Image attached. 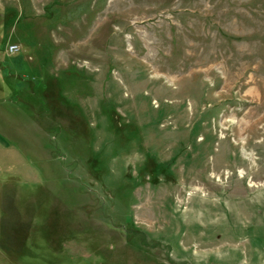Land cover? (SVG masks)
I'll return each mask as SVG.
<instances>
[{
    "label": "rangeland",
    "instance_id": "1",
    "mask_svg": "<svg viewBox=\"0 0 264 264\" xmlns=\"http://www.w3.org/2000/svg\"><path fill=\"white\" fill-rule=\"evenodd\" d=\"M0 264H264V0H0Z\"/></svg>",
    "mask_w": 264,
    "mask_h": 264
},
{
    "label": "built area",
    "instance_id": "2",
    "mask_svg": "<svg viewBox=\"0 0 264 264\" xmlns=\"http://www.w3.org/2000/svg\"><path fill=\"white\" fill-rule=\"evenodd\" d=\"M13 48H16V45L15 44L9 45V50H11Z\"/></svg>",
    "mask_w": 264,
    "mask_h": 264
}]
</instances>
